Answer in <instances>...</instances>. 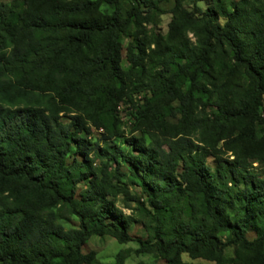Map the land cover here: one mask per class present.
<instances>
[{
    "label": "trees",
    "instance_id": "trees-1",
    "mask_svg": "<svg viewBox=\"0 0 264 264\" xmlns=\"http://www.w3.org/2000/svg\"><path fill=\"white\" fill-rule=\"evenodd\" d=\"M98 1L131 8L120 18L90 0L0 4V264H101L82 248L102 236L164 264H264V0L230 11L172 0L167 35L135 37L127 69L133 14L147 18L135 29L154 25L169 0ZM123 102L139 134L129 151L114 141ZM136 224L146 238L130 236Z\"/></svg>",
    "mask_w": 264,
    "mask_h": 264
},
{
    "label": "rangeland",
    "instance_id": "rangeland-1",
    "mask_svg": "<svg viewBox=\"0 0 264 264\" xmlns=\"http://www.w3.org/2000/svg\"><path fill=\"white\" fill-rule=\"evenodd\" d=\"M97 2L96 12L102 15H112L117 14L118 16L125 17L129 9L131 8V4L129 2L118 1L117 3H104L98 0H90ZM237 0H221L222 4L226 8L227 11H230L231 6L230 4L236 2ZM11 0H0V4H10ZM160 9H162V14L159 16L157 22L153 25L150 22L141 23L142 26L138 29H135V18H146L145 14L142 11L135 12L132 16L131 22L129 23V27L126 31V34L121 36V52H120V66L122 69H127L129 67L127 63V50L129 47H136L137 42H135L134 38L139 37L144 40L145 43H149L154 40H161L163 39L170 28V24L174 19V3L172 0L167 2L161 3L159 5ZM197 7L204 12L206 9L205 2H201L197 4ZM185 9L191 11L192 7L184 6ZM196 18L200 17V14L195 15ZM191 37V34L188 35ZM153 48V46H151ZM134 51V50H133ZM136 51V50H135ZM142 98V96L140 97ZM172 106H176L175 103ZM118 116L121 120V137L114 139V141L119 144L120 148L125 151H129L130 147L126 143V139L132 137H138V132L135 131L134 121L130 116V111L128 106L123 103H120L117 107ZM264 114V96L262 98V107L261 111ZM62 121H66L65 118ZM171 123H175L176 120H169ZM134 129V130H132ZM135 131V132H132ZM263 134L261 137H264V130L261 129ZM100 133L99 130L92 129V137H98ZM253 167H257V164L254 163ZM120 171L125 174V178L122 181L126 184L128 191L131 195H135L137 197H141L139 193V188L135 185L130 184V181L136 182L128 173L127 167L124 164H121ZM133 182V183H134ZM121 203L118 201L117 206H120ZM125 214H129L128 210H123ZM64 228L68 229L70 227H76L77 219L74 217L70 218V223L65 224L63 223ZM129 234L133 239H144L146 238V232L144 228L140 224L133 225L129 227ZM249 240L253 239V235H247ZM138 249V244L135 241H131L125 244H119L115 239L109 236H102V237H91L83 246L82 254L92 253L94 255L95 260L101 264H112L114 262V258L119 251H126V259L124 264H164V261L153 254H137L135 250ZM225 256L228 259L233 258L232 250L227 249L225 250ZM181 260L184 263H193V264H206L204 260H190L187 255H182Z\"/></svg>",
    "mask_w": 264,
    "mask_h": 264
}]
</instances>
